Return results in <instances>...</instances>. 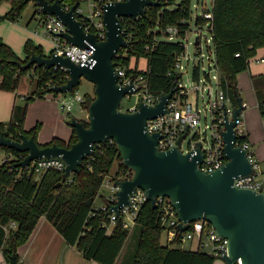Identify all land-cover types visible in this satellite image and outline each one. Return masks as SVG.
<instances>
[{"label": "trees", "instance_id": "16d2710c", "mask_svg": "<svg viewBox=\"0 0 264 264\" xmlns=\"http://www.w3.org/2000/svg\"><path fill=\"white\" fill-rule=\"evenodd\" d=\"M3 1L10 3V11L5 18L11 22L18 21L31 2ZM75 2L79 3L78 0H61L63 7L69 8ZM37 11L38 8L36 14ZM190 12V0L180 1L173 10L160 5L149 7L141 19L131 20L130 44L126 49L119 50L123 54L113 59L115 65L122 67L133 78L143 77L152 94L168 93L172 83L180 77L176 72L175 62L184 49L179 43L156 40L160 34H153L149 30L157 22L162 27L177 24L182 19H188ZM211 12L212 44L220 85L230 96L233 105H236V75L248 68L249 60L256 55L258 49L264 48V0H212ZM24 52L26 59L22 61L9 46L0 41V90L14 92L20 78L29 72L34 76L36 85L33 94L24 99V104L14 107L10 121L0 123V134L16 141L23 134L33 137L37 142L41 125L37 123L29 131L23 128L27 106L34 99L49 94L47 84H65L66 72L60 68L33 66L22 70L19 64L26 63L31 54L42 55L41 50L31 42L25 44ZM235 54L239 56L236 57ZM140 58L146 59L144 69L138 66ZM192 76L194 79L197 77L196 68L193 69ZM251 82L259 112L264 116V73L251 76ZM87 98L90 96L87 95ZM72 118L69 117L68 124ZM80 121L88 126L84 119ZM76 141L75 131L72 129L67 142L53 139L39 147L53 143L69 147ZM0 149L17 156H26L13 149ZM114 163L117 164L116 177L129 169L122 163L116 146L104 143L96 148L89 165L83 162L79 171L65 180L63 172L56 170L47 171L38 181L26 168H12V163L1 164L0 251L3 259L12 264L15 258L22 264L17 249L27 242L39 219L44 217L66 245L75 247L85 260L96 264H117L131 233H135V239L130 264H213L216 258L205 252L185 250L180 244L173 247L164 245L159 211L152 209L149 202L142 205L132 231L124 228L120 219L109 230L106 228L109 215L107 211L95 208L94 203ZM11 222L16 224V228L9 227Z\"/></svg>", "mask_w": 264, "mask_h": 264}, {"label": "water", "instance_id": "95a60500", "mask_svg": "<svg viewBox=\"0 0 264 264\" xmlns=\"http://www.w3.org/2000/svg\"><path fill=\"white\" fill-rule=\"evenodd\" d=\"M39 11L55 16L66 27L61 37L70 45L81 49H94L91 66L80 67L68 58L55 53L45 57L31 54L26 63L19 64L20 69L32 66L65 69L69 76L63 85L48 88V93H72L81 81H89L94 86V97L87 100V127L79 119L72 118L69 126L75 131L77 141L69 147H60L56 143L39 147L33 137L20 135L19 141L0 134V148L13 149L24 153L23 160L13 163L12 168H26L33 160L61 158L65 163L63 179L77 173L84 160L94 154V145L113 140L122 163L133 175L130 179L114 182L119 187L117 202L107 214L115 213L129 204L130 196L137 188L144 191L146 202L157 209V199L168 198L179 219L178 228L185 231L191 222L205 220L216 233L227 239V254L221 260L224 264H264V195L250 189H239L233 181L239 176L252 173L244 150L234 147L236 136L233 128L238 114L243 110L242 100L234 93L237 107L233 120L225 119L226 129L222 132L224 154L227 162L210 174L202 173L198 163L202 161L201 143H196L194 154H183L177 147L161 151L157 147L158 133L149 134L146 121L166 113V106L176 90V81L168 93L160 96L154 106L140 103L138 110L124 112L119 109L122 99L134 93L133 83L127 86L117 84V73L113 58L120 48L129 43L124 40L119 18L145 14V7L160 4L153 0H125L106 3L101 6L106 38L98 41L95 34L83 30L75 10V2L65 9L60 0H31ZM180 137L177 144L181 143ZM145 202V203H146ZM12 264H19L15 258Z\"/></svg>", "mask_w": 264, "mask_h": 264}, {"label": "built area", "instance_id": "2783aa9c", "mask_svg": "<svg viewBox=\"0 0 264 264\" xmlns=\"http://www.w3.org/2000/svg\"><path fill=\"white\" fill-rule=\"evenodd\" d=\"M124 1L125 0L91 1L88 4L87 13H84L80 9V7H77V9L75 10V15L77 19L82 23L83 30L85 32L95 34L98 41H104L106 38V28L103 23V11L101 9V6L106 3ZM153 1L158 2L161 7L168 10L175 9L177 7V4L179 3H176V0ZM61 5L63 6V3H61ZM201 6L203 7V12L199 16H193L190 12V17L188 19H182L177 24L162 27L157 22L149 30V32L153 34H160V36L156 38V40L179 43L183 47V53L178 56L175 62V69L177 73L180 74L181 70L184 69L182 61L188 59L187 44H190L189 33L192 31V29L193 32L197 33V36L194 39V45L198 51L196 54H198L199 57H194L198 61V66L194 67L197 69V77L195 78L197 79V83L193 87V91L196 94L195 105H192L188 101L189 90L186 89V86L182 81V74H180L179 79L176 80V90L172 94V97L169 99L166 106V113L163 115H159L156 118L148 119L146 121V130L149 134H159L157 147L161 151H167L177 147L183 154H194L197 147L196 143L200 142L202 161L198 163V168L202 173L210 174L213 171L220 169L227 162L223 150L224 141L222 132L226 129L225 119L227 118L230 121L233 120L234 110L237 105H233L230 96L220 85V76L215 59V48L212 44V7L211 9H208L206 1H202ZM64 8L69 9V7ZM148 9L149 7H145V13L146 11H148ZM144 15H138L135 18H119L122 27L121 35L129 44L132 37L131 20L141 19V17H143ZM36 18L38 19V22L42 28L43 34L53 42V53L68 58L72 63L79 65L80 67L92 65V56L94 54V49H81L77 46L70 45L67 40L61 37V35L66 32V27L58 18H56L55 16L44 15L39 11V9L37 11ZM184 26H186V28H183ZM203 32H208L210 34V38L205 39V43L209 51V55L207 57V69L204 68L203 62L201 60V40ZM209 44L210 46H208ZM119 50L115 54V57H120L123 54L121 52L119 53ZM235 56L237 57L239 56V54H235ZM200 63L202 65L203 75L205 77V81L202 84V80L200 79ZM62 70L65 71V69ZM115 71L118 76V85L127 86L131 82L133 83L134 93L126 95L123 99H130L132 96L136 97V100L133 104L129 105L125 109H120L121 111L133 113L138 110V106L140 103H143L147 106H154L160 101L161 95L152 94L149 91L148 84L143 77L139 76L133 78L132 76L127 75L122 67L116 65ZM212 72L214 74L211 76L210 73ZM66 79H69L67 73ZM52 86L56 85L50 83L47 84L48 88ZM49 94H51L54 100L59 104V109L64 115H68L69 113H71L73 108L77 106L80 111L86 112V115L83 119L87 122V100L89 99L87 98V94H78L76 93V89H74L72 93H66V95H70L69 100L66 98L60 99L61 94ZM200 99L204 101V104L206 101L204 110L199 107ZM242 111L238 114L236 125L233 128L236 136L234 147L245 151L246 157L252 167V173L250 175L239 176L235 178L233 181V186L239 189H250L256 192H261L264 195V182L256 179L258 174H262V171L260 168V164L255 159L254 152L251 149V144L248 141L247 132L243 127ZM202 113H204V116L202 115ZM202 123H204V129L201 128ZM207 129H210L211 132L209 140H207V137L205 135ZM192 132H194V135L188 143L187 149L185 151H182L180 147L183 141ZM200 132H204L203 138L198 135L200 134ZM182 136H184V138L178 145L177 142ZM105 143H108L109 145H115L114 141L111 139L107 140ZM101 145L102 144L94 145V153L96 148L100 147ZM92 158L93 155H90L84 160V162L89 165ZM23 159L24 157L17 156L11 152L0 149V165L3 163L13 164ZM26 169H28L29 174H34L36 179L40 181L45 173H47V171L49 170L64 172L65 163L61 158L38 159L33 160L30 165L26 167ZM132 175L133 172L128 169L111 181H108L106 185L109 187L110 195L106 198L101 208L98 209L108 212L110 207L115 205L117 202L116 192L118 191L119 187L116 186L114 182L117 180L130 179ZM145 202L146 196L144 191L137 188L136 191L130 196L129 204L120 208L119 216H117L115 213L109 215V223L105 224L106 228L109 230L113 225H115L117 219H120L122 220V226L131 231L135 225L136 217ZM157 206V209L159 211L160 226L163 230L162 241L164 245L173 247L176 244L192 242L194 243V251L205 252L213 256L214 258L221 259L223 255L227 254V239L219 236L212 228V226L205 220H197L191 222L185 231H180L178 228V224L180 221L170 200L168 198H159L157 199ZM9 227L16 228V224L14 222H11ZM1 264L9 263H7L3 259ZM236 264H241L240 260H237Z\"/></svg>", "mask_w": 264, "mask_h": 264}, {"label": "crops", "instance_id": "0c3cea01", "mask_svg": "<svg viewBox=\"0 0 264 264\" xmlns=\"http://www.w3.org/2000/svg\"><path fill=\"white\" fill-rule=\"evenodd\" d=\"M29 3L33 5V10L27 11L18 21L11 22L5 18L10 11V3L0 0V41L9 46L15 56L22 61L26 59L24 46L27 42H31L34 47L39 48L45 57L51 55L54 48L53 42L43 34L36 18L37 6L32 1ZM255 63L260 64L257 66H261L264 63V58L255 60ZM257 66H254L252 71H250V79L251 76L264 73V66ZM35 89V82L34 88H32V85H26L20 78L19 85L14 92L0 90V123H8L12 117L14 107L23 105L24 99L31 96ZM238 95L240 96L239 93ZM57 104L51 94H46L43 98L34 99L27 106L23 128L25 131H29L37 123L41 125L37 133V143L39 145H46L53 139H60L65 142L70 139L72 133L70 126L68 131H60V127L63 124L62 118L66 115L60 111ZM242 104L244 105V110L247 106L243 101ZM252 106L253 111L251 110L245 114L242 111L243 127L247 132L249 143L253 146L255 159L260 164L262 171L260 175L264 177V116L259 112L256 98ZM67 116L70 117L71 113ZM130 235L129 246L125 251H123V248L119 256L122 260L128 256L134 243L135 233ZM52 246L54 247L53 253L49 254ZM188 249L194 250V243L191 242ZM17 255L22 264H47L49 255L53 256L58 264H96L85 260L75 247L66 245L63 238L44 217L39 219L27 242L17 249ZM118 260L117 264H119ZM2 261L3 256L0 251V264Z\"/></svg>", "mask_w": 264, "mask_h": 264}, {"label": "rangeland", "instance_id": "374dc122", "mask_svg": "<svg viewBox=\"0 0 264 264\" xmlns=\"http://www.w3.org/2000/svg\"><path fill=\"white\" fill-rule=\"evenodd\" d=\"M78 1H79V5H80V8L82 9V11L84 13H87L88 4L91 1H95V0H78ZM180 1H182V0H176V3L180 2ZM202 1H206L207 8L211 9L212 0H190V10H191V14L193 16H196V15L199 16L203 12V7L201 6ZM31 10H33V5L29 3L25 7V9L22 13V16L25 15L27 11H31ZM196 36H197V33L193 32V29H192V31L189 33L190 44H187V42H186L188 59L182 61V64L184 65V69H182L181 73H180V74H182V81L185 84L186 89L189 90L188 101L192 105H195V102H196V94L193 91V87L196 85L197 79H194L192 76L193 68L198 66V61L196 58H194L195 56H198V54H196L198 51L194 45V39L196 38ZM207 38H210V34L208 32H203L202 33V40H201V44H202V46H201V56H202L201 58L202 59L201 60L203 62V66L205 69H207V64H208L207 57L209 55V51H208L207 45L205 43V39H207ZM208 46H210V44ZM259 58H264V48L258 49L256 55L252 59H250L249 64H248V68L245 69L244 71H241L240 73H238L236 75V84H237L236 88L238 90V93L240 94L242 101L245 102V105L247 106L243 110L244 114L246 112L249 113V111L254 110L252 105L255 103V97H254V93L252 90L253 88H252V82L250 79V71H252V68L254 66L260 65V64L255 63V60H257ZM146 64H147L146 59H144V58L139 59L138 66L140 69H144L146 67ZM262 65L264 66V63ZM261 66H257V67H261ZM199 67H200V79L202 80L201 81V84H202L205 81V77L203 75L201 63L199 64ZM213 74H214L213 72L210 73L211 76ZM21 81L23 83H25L26 85H32V88H34L35 80H34V76L32 75L31 72L24 74L21 77ZM76 93L81 94V95L87 94L88 96H90V98H93L94 97V86L92 83H90L89 81L82 78L79 86L76 89ZM60 96H61L60 99H62V98H66L68 100L70 99V95H66V93L61 94ZM135 100H136L135 96H132L130 99H123L119 105V109L122 110V109L127 108L129 105L133 104L135 102ZM57 105L59 107V104H57ZM205 105H206V101L204 104V101L202 99H200L199 100V107L202 110H204ZM84 115H85V112H80L79 108L77 106H75L73 108V110L71 111L70 117L80 119V118L85 117ZM202 115L204 116V113H202ZM66 116L64 118H62L63 124L60 127L61 132L62 131H68L70 129V127L68 125L69 116H67V117ZM201 128L204 129V123H202ZM210 134H211L210 129H207L206 133H205L207 140L210 139ZM193 135H194V132H192L190 135H188V137L183 141V143L180 147L182 151H185L187 149L188 143L190 142ZM198 135L203 138L204 132H200V134H198ZM251 149L253 150L252 145H251ZM116 169H117V164L114 163L111 170H110L109 175H107L105 177V180H104V182L100 188L99 194H98V196L95 200V203H94L95 208H101V206H102V204H104L106 198L109 197L110 190H109V187L106 185V183L108 181H111L112 179H114L116 177L115 176ZM256 179L264 182V177L259 175V174L257 175ZM263 193H264V185H263ZM129 241H130V237H128L127 242L124 245L123 251H125L127 249V247L129 246ZM180 247L182 249L189 250L188 248H190V242H185L183 244H180ZM53 248H54L53 246L50 248L49 254L53 253ZM131 248H132L131 251H129L128 256L124 260H122L121 257L119 258V260H118L119 264H121L122 262H123L122 264H130L131 254H132V251L134 248V244ZM50 263L51 264H58L56 262V260L53 258V256H51V255H49L48 259H47V264H50ZM213 264H224V262L221 259L216 258L214 260Z\"/></svg>", "mask_w": 264, "mask_h": 264}]
</instances>
